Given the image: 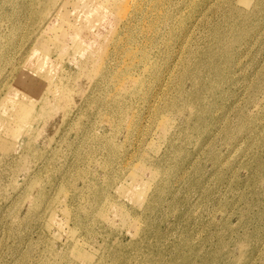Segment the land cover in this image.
I'll return each instance as SVG.
<instances>
[{"label": "rangeland", "instance_id": "1", "mask_svg": "<svg viewBox=\"0 0 264 264\" xmlns=\"http://www.w3.org/2000/svg\"><path fill=\"white\" fill-rule=\"evenodd\" d=\"M0 264H264V0H0Z\"/></svg>", "mask_w": 264, "mask_h": 264}, {"label": "bare ground", "instance_id": "2", "mask_svg": "<svg viewBox=\"0 0 264 264\" xmlns=\"http://www.w3.org/2000/svg\"><path fill=\"white\" fill-rule=\"evenodd\" d=\"M100 16V15H99ZM97 19H99V18H97Z\"/></svg>", "mask_w": 264, "mask_h": 264}]
</instances>
